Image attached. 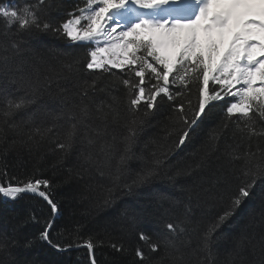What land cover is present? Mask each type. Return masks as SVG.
Instances as JSON below:
<instances>
[{
	"label": "trees",
	"instance_id": "16d2710c",
	"mask_svg": "<svg viewBox=\"0 0 264 264\" xmlns=\"http://www.w3.org/2000/svg\"><path fill=\"white\" fill-rule=\"evenodd\" d=\"M46 2L41 17L55 25L84 4ZM6 3L22 11L35 0H0V6ZM88 47L70 44L51 31H20L0 19V185L49 181L46 191L59 209L49 238L57 249L66 250L59 252L40 238L53 216L45 201L33 195L10 200L0 194V264H260L264 179H258L254 196L219 230L211 253L198 250L204 230L239 182L243 161L233 164L232 155L251 151L259 159L264 153V136L249 138L244 121L225 116L227 102L237 97L210 102L211 111L206 108L208 114L194 134L176 148L183 127L177 105L183 104V115L191 118L201 99L202 76L185 77L187 87L180 81L170 84L182 93L176 103L165 100L149 115L137 114L139 122L132 125L129 88L122 83L132 66L87 70ZM217 87L210 78L209 91ZM26 94L34 96V102L5 115L4 96ZM114 113L119 117L114 119ZM250 115L257 132L264 131V119ZM133 127L135 136L128 146L126 137ZM69 134L71 147L61 150L58 144L68 143ZM147 170L154 175L134 184ZM110 190L114 198L106 202ZM167 223L185 231L173 234ZM141 232L150 239L141 240ZM165 237L175 241L179 252L165 251ZM241 237L251 243L245 241L236 254L233 249ZM153 243L158 245L155 252L149 247ZM77 246L81 248L72 249Z\"/></svg>",
	"mask_w": 264,
	"mask_h": 264
},
{
	"label": "snow or ice",
	"instance_id": "6c2138e0",
	"mask_svg": "<svg viewBox=\"0 0 264 264\" xmlns=\"http://www.w3.org/2000/svg\"><path fill=\"white\" fill-rule=\"evenodd\" d=\"M46 7V0H35L34 5L25 6L22 11L3 5L0 6V19H3L8 27L15 26L24 32L51 31L62 36L70 44L95 45L98 38L112 41L110 47L122 50V61L116 62L109 58L106 62H101L98 54L109 51V47H88L86 51L89 59L85 67L87 70L101 69L110 72L112 69L123 71L126 66H132L128 67L131 75L122 80L129 88L128 110L134 117L131 120L132 125L139 122L137 114L147 116L165 100L176 103L177 96L182 93L170 89V84L174 86L176 81H180L187 87L185 77L192 76L199 80L202 76L201 99L191 118L183 115V104L177 105L182 114L180 119L183 127L178 135L176 148L184 146L191 138L198 122L207 116L206 108L208 112L211 111L209 103L219 102L225 96H239V102H227L224 108L226 118L236 116L238 122L244 121L249 138L264 136V131L257 132L253 116L250 115L254 113L264 119V0H192L190 4H185L184 0H84L83 6L77 5L58 25L42 19L41 12ZM129 37L133 39L129 40ZM140 49L146 51L144 55L138 56L136 51ZM217 69L220 76L227 73V77H210ZM133 77L138 80H133ZM210 78L219 86L211 92ZM257 78L260 81L258 87ZM236 84L243 86L233 91ZM84 95H87V92ZM3 99L7 106L5 115H11L32 104L35 97L26 94L17 99H10L5 95ZM82 111L87 114L86 108ZM118 117L119 113H114V119ZM134 136L133 127L129 129V135L126 137L128 146ZM70 147L71 134L68 143L58 144L61 150ZM126 160L127 155L122 156L121 165H124ZM236 161H243L240 175L237 177L239 182L235 191L228 196L222 212L217 214L204 230L198 246L199 251L211 253L212 245L220 238L217 236L219 230L254 196L258 179H264V153L259 159H256V154L251 151L243 156L232 155L233 164ZM153 175L154 170H147L136 178L134 184H144ZM48 187L47 180H28L19 184L0 185V194L10 200H17L25 194L42 198L49 205L53 216L45 223L40 238L51 244L50 230L59 209L46 191ZM128 190H132L131 186H128ZM113 198L114 194L110 190L106 202ZM165 227L173 234L185 231L173 223H167ZM140 239L148 241L150 237L141 232ZM245 241L251 243L248 237H241L236 241L233 252L238 254ZM162 243L166 252L169 249L179 252L174 240L165 237ZM259 244L260 264H264V238H261ZM2 246L0 244V247ZM52 246L59 248V245ZM149 247L153 252L158 250L155 243ZM87 248L91 250L93 244L88 242ZM137 256L141 260L144 259V254L139 250ZM178 259H182V256Z\"/></svg>",
	"mask_w": 264,
	"mask_h": 264
},
{
	"label": "rangeland",
	"instance_id": "374dc122",
	"mask_svg": "<svg viewBox=\"0 0 264 264\" xmlns=\"http://www.w3.org/2000/svg\"><path fill=\"white\" fill-rule=\"evenodd\" d=\"M113 35H116V34H113ZM111 45H112V41L110 40H106L104 38L97 39L94 47H109V51L102 53V54H98V59H100L101 62H106V60L109 58L115 60L116 62L122 61L123 57L120 54L122 50L115 49L114 47H110ZM105 66L109 67V65L107 64H105ZM224 75H227V73H225ZM219 77H222V76H219Z\"/></svg>",
	"mask_w": 264,
	"mask_h": 264
},
{
	"label": "bare ground",
	"instance_id": "6f19581e",
	"mask_svg": "<svg viewBox=\"0 0 264 264\" xmlns=\"http://www.w3.org/2000/svg\"><path fill=\"white\" fill-rule=\"evenodd\" d=\"M5 5H7V3L5 4ZM13 6V5H12ZM16 7H18V6H16ZM25 195H33V194H25ZM33 196H36V197H38V198H40L38 195H33ZM41 200H43L42 198H40ZM44 201V200H43ZM58 214L59 213H57V214H55V217H54V219L55 218H57L58 217ZM46 242V241H45ZM48 243V242H47ZM48 245L51 247V248H53V249H55V250H57V251H59V252H63V251H66V250H59V249H57L56 247H53L52 246V244H49L48 243ZM81 248V246H77V247H74V248H72V249H74V250H77V249H80ZM69 250V249H68Z\"/></svg>",
	"mask_w": 264,
	"mask_h": 264
}]
</instances>
